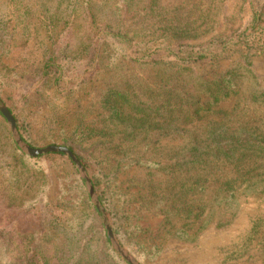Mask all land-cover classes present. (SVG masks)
<instances>
[{"label": "trees", "instance_id": "obj_1", "mask_svg": "<svg viewBox=\"0 0 264 264\" xmlns=\"http://www.w3.org/2000/svg\"><path fill=\"white\" fill-rule=\"evenodd\" d=\"M227 2L9 0L11 14L0 9V99L22 139L37 148L43 133L47 145L76 155L114 234L139 260L160 248L131 227L118 196L128 169L145 171L149 200L155 198L165 225L188 242L215 219L218 228L228 225L251 182L264 183V118L240 110L242 99L264 108L253 68L264 54V0H236L231 25L221 31ZM66 29L74 38L61 46ZM234 56L232 66L213 71ZM131 69L149 74L126 79ZM234 97L232 112L216 110ZM0 122L7 125L1 113ZM13 145L14 185L3 196L8 208L27 212L47 204L45 161L57 156L77 176L61 187L59 206L67 207L63 199L77 188L73 208L81 206L82 214L72 222L31 220L18 234L0 230V264H127L112 249L74 163L64 154L31 158ZM28 166L32 179L24 180Z\"/></svg>", "mask_w": 264, "mask_h": 264}, {"label": "rangeland", "instance_id": "obj_2", "mask_svg": "<svg viewBox=\"0 0 264 264\" xmlns=\"http://www.w3.org/2000/svg\"><path fill=\"white\" fill-rule=\"evenodd\" d=\"M235 3L236 0H228V2L225 3V9L223 8L221 11L222 16H220L221 19L217 25V29L220 28L222 31L227 25H231L228 19H231V16L234 15ZM0 9L7 10L11 14L12 11L9 7V0H0ZM225 17L226 20H224ZM43 37L46 38L45 34ZM71 38H74V36L71 34L70 30L66 29L60 37V45H65ZM36 49L32 54L33 56H36ZM17 55H21V53H17ZM237 59V56L231 57L214 68L213 71L219 72L226 70L232 66ZM253 68L260 84L258 89L264 90V54L253 59ZM148 74L149 71L146 70L131 69L126 71L124 77H126V79H130L131 77L140 79L142 77H147ZM244 90L246 91L245 87L243 88V91ZM245 95H248L247 91ZM90 98H92V96L86 98L87 100L83 105H89L91 101ZM237 103L238 98L234 97L221 103L216 110L230 113L235 109ZM58 104L61 105L62 103ZM240 110H244L245 113L248 114V116L251 115L252 118H264V108L247 102V99L241 100ZM28 111L31 112L29 117L35 114L34 108H28ZM33 127L35 128V132L40 129V126L33 125ZM42 137L43 133H37V138L36 134L34 136V139L36 138L37 148L42 149L51 146L49 144L47 145L46 142L42 140ZM121 137L123 136L121 135ZM118 138H120V136H118ZM13 142L16 144L8 123L5 125L3 122H0V230L18 234L31 225V222H29L31 220L60 218L63 221L72 222V220L77 217L76 214L81 215V206L76 209L73 208L74 201L78 196V193L75 191L79 192L77 188L76 190H70L68 193L69 196L63 199L66 202H70L67 207L62 208L59 206V203L62 201L61 187L64 185L66 187H71L77 176L73 173L74 169L70 165L69 160L57 156H50L45 161V167L49 170L50 174L49 185L46 190L48 205L41 203L27 212L12 207L8 208L9 206L3 196H6V190L10 188V185H14V181H12L14 175L9 166V162L12 161L11 157L14 150ZM58 143L60 144V142ZM28 168L30 173L27 170ZM27 169L24 170L25 173H27L23 176L24 180L32 179L31 166H28ZM79 176L82 178L80 173ZM120 179L123 184L119 185V188H117L118 196H120L122 200V205L123 203L125 205V211L128 213L126 215L129 216L131 227L136 226L135 229L137 228L136 230H138L139 235L142 236L145 243L149 246L154 243L158 246V249L160 248V252L157 253L154 258L139 260L121 244L120 240L114 234L122 248L132 257L134 264H264V192H256L255 190L264 189V183H258L255 180L251 182L253 186L250 187H252V189L245 192V196L239 199L238 207L234 209L237 214L228 225L223 228H218L216 227L215 219L194 242H188L179 239L175 230H170L171 228L165 225L164 215L158 210L160 206L156 207V204L153 203L155 198L149 200V197H151L153 193L150 192L149 185L146 182L145 171L141 168L133 167L128 169L125 174L121 175ZM24 180L23 183L25 182ZM247 185H250V183L244 184L242 188L248 187ZM86 191L88 193L87 188ZM115 197H117V195ZM161 205L163 206V204ZM107 217L112 228L108 214ZM256 229L258 232L253 233ZM112 249L124 260L113 246Z\"/></svg>", "mask_w": 264, "mask_h": 264}, {"label": "water", "instance_id": "obj_3", "mask_svg": "<svg viewBox=\"0 0 264 264\" xmlns=\"http://www.w3.org/2000/svg\"><path fill=\"white\" fill-rule=\"evenodd\" d=\"M0 113L2 114V116L6 119L12 135H13V139L16 142L17 146L29 157L31 158H37L39 156H43V155H48V154H64L66 155L75 165L76 169L78 170V172L80 173L82 179L85 182L86 188L88 190L89 196L91 201L93 202L95 208L98 210L101 218H102V222L104 224V227L107 231V235L108 239L111 243V245L113 246V248L116 250V252L128 263V264H134L132 257L122 248V246L119 244L118 240L116 239L113 230L108 222V217H107V213L104 209V207L102 206L98 195L96 194L92 181L88 175V173H86V170L84 168V166L82 165V163L80 162V160L76 157V155H74L70 149H68L67 147L64 146H56V145H51L42 149L39 148H33L31 147L28 143H26L17 128V123L14 117V114L8 109V107L1 101L0 99Z\"/></svg>", "mask_w": 264, "mask_h": 264}]
</instances>
